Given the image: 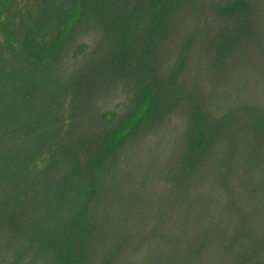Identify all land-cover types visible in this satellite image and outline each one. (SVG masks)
<instances>
[{"label":"rangeland","instance_id":"obj_1","mask_svg":"<svg viewBox=\"0 0 264 264\" xmlns=\"http://www.w3.org/2000/svg\"><path fill=\"white\" fill-rule=\"evenodd\" d=\"M0 264H264V0H0Z\"/></svg>","mask_w":264,"mask_h":264}]
</instances>
